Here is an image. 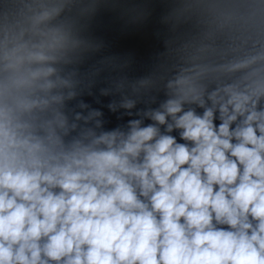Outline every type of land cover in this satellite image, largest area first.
<instances>
[{"label":"clouds","instance_id":"9594fccd","mask_svg":"<svg viewBox=\"0 0 264 264\" xmlns=\"http://www.w3.org/2000/svg\"><path fill=\"white\" fill-rule=\"evenodd\" d=\"M0 264H264V0H0Z\"/></svg>","mask_w":264,"mask_h":264}]
</instances>
